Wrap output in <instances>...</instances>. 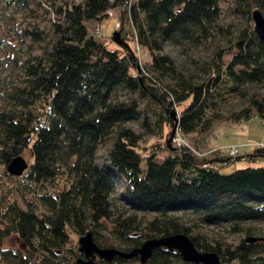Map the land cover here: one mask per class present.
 I'll use <instances>...</instances> for the list:
<instances>
[{"label":"trees","instance_id":"trees-1","mask_svg":"<svg viewBox=\"0 0 264 264\" xmlns=\"http://www.w3.org/2000/svg\"><path fill=\"white\" fill-rule=\"evenodd\" d=\"M1 2L13 37L0 34L10 70L0 77V264H76L83 256L72 236L87 233L126 253L185 235L221 264H264V242L232 245L203 232L252 236L243 226L264 224V148L221 159L258 164L223 174L207 157L168 147L173 131L201 137L207 151L220 123L264 124V44L250 26L236 30L222 17L228 3L253 21L264 0ZM116 11L127 46L112 40L110 50L88 25ZM38 16L46 27L31 21ZM167 44L204 47L208 59L187 70L163 54ZM156 138L164 143L147 153ZM23 155L28 169L10 176ZM11 237L20 249L4 246ZM148 264L186 263L161 248Z\"/></svg>","mask_w":264,"mask_h":264},{"label":"rangeland","instance_id":"rangeland-1","mask_svg":"<svg viewBox=\"0 0 264 264\" xmlns=\"http://www.w3.org/2000/svg\"><path fill=\"white\" fill-rule=\"evenodd\" d=\"M2 6L3 3L0 0V9L2 8ZM228 6H229L228 3L222 6L224 7L222 17L225 25H230L232 26V28L234 29L236 28V30L239 29L240 27H242V29H245L247 26L248 27L250 26L254 30L253 21H248L246 17L234 16L231 12H229L230 9L228 8ZM42 7L47 9L46 5H42ZM108 15H109L108 18L104 19L103 21L97 22L96 24L93 23L94 25L93 24L88 25V30H89V35L92 36L97 42L106 45L108 49L113 50L117 48V46L112 42V37L114 34H120L121 16H120V11L110 12L108 13ZM18 19L22 20V16H19ZM43 20L44 19L42 16H38L37 18L31 19L33 23L37 22L41 27H46L45 21ZM9 23H12V21L9 22V17L5 16L4 20L0 18V34L2 33L1 37H3V35L4 36L8 35L10 38L13 37V33L10 32V28L12 24L9 25ZM27 23L28 22L24 21V23L21 24L20 28L21 29L26 28ZM219 40H222V38ZM205 49L204 47H198V49L185 48V47L182 48L167 44L164 45L163 54L173 59V61L178 66L180 67L182 66L187 70L193 71L195 68H197V66L201 67L208 59V55ZM146 53L147 52H143V51H138L137 53V57L140 59L143 66L147 65L149 60V55ZM2 58H3L2 52H0V77L5 78L9 75L10 70L9 67L6 66L5 62L1 60ZM132 126L134 129L139 130V127L136 124ZM165 132L168 133L167 130ZM175 135H179V134L176 132L174 133V136ZM174 136L171 141L170 147L175 148L178 151L180 149H187L193 155L199 158L207 157L209 161H213L215 166H219V164H222L223 165L222 169L221 168L220 169H221V173L223 174H229L236 169H242L249 166L258 165V164H249L244 161H233V160L228 162V164L222 163V160H224L226 157L231 159H236L238 157H244L245 155L252 153L255 148H259V147L264 148V124L257 117H253L247 123L243 122L239 124H228L226 122V123L218 124L215 128V133L213 136L214 138L210 142L211 144L209 145V147H206V149H208L207 151H204L205 148H201L198 146L201 137H197V136L184 137L181 135L179 136V140H181V143L180 141L175 143L173 141ZM175 138L177 139L176 136ZM162 143H164V141H160L157 138L147 142V147H149L146 148L147 153L151 154L157 152L154 149L158 146H161ZM233 148L238 149L239 156L236 157L231 156V150ZM23 159L26 161V163L30 162L28 155H23ZM243 228H246L248 230L250 229L252 231V236H247L245 232L231 235L222 229H204L203 232L211 236L213 239L220 240L223 242L225 241L226 243L232 245L238 244L241 240H246V241L251 240V243L264 242V240H262L264 239V224L250 223L244 225ZM72 239H73V243L77 245L76 249L78 250L79 238L72 236ZM4 246L8 249L9 248L20 249L22 247V244L18 237H11L8 240H6ZM117 246L118 244H115V249H117L116 248ZM137 261L138 260L132 263L122 261L123 263L121 264H140L139 261L138 262ZM98 262L99 264L102 263L100 261Z\"/></svg>","mask_w":264,"mask_h":264},{"label":"water","instance_id":"water-1","mask_svg":"<svg viewBox=\"0 0 264 264\" xmlns=\"http://www.w3.org/2000/svg\"><path fill=\"white\" fill-rule=\"evenodd\" d=\"M254 32L258 39L264 44V16L259 10L252 13ZM112 40L117 45H125L121 40L120 34H114ZM127 46V44H126ZM174 117V116H173ZM174 136V131L168 140V147ZM28 169V164L23 158H16L7 167V173L12 177H21ZM248 244L251 240L247 241ZM78 253L83 256L76 260V264H107L115 263L117 259L123 262H130L139 259L140 264H147L154 251L161 248L170 253H178L182 261L186 264H221L220 257L216 253H202L198 251L193 242L185 235H175L160 239H151L144 242L140 248L129 253L117 249H103L96 245L91 233H87L78 240Z\"/></svg>","mask_w":264,"mask_h":264},{"label":"built area","instance_id":"built-area-1","mask_svg":"<svg viewBox=\"0 0 264 264\" xmlns=\"http://www.w3.org/2000/svg\"><path fill=\"white\" fill-rule=\"evenodd\" d=\"M176 137H177V139L176 138H174V142L175 143H177L178 141H180V143H181V140H179V135H176ZM262 148V147H261ZM231 156L232 157H236V156H238V150L236 149V148H233L232 150H231Z\"/></svg>","mask_w":264,"mask_h":264},{"label":"bare ground","instance_id":"bare-ground-1","mask_svg":"<svg viewBox=\"0 0 264 264\" xmlns=\"http://www.w3.org/2000/svg\"><path fill=\"white\" fill-rule=\"evenodd\" d=\"M136 260H138V261H139V259H138V258H137V259H133V260H131V261H136ZM138 261H137V262H138Z\"/></svg>","mask_w":264,"mask_h":264},{"label":"crops","instance_id":"crops-1","mask_svg":"<svg viewBox=\"0 0 264 264\" xmlns=\"http://www.w3.org/2000/svg\"><path fill=\"white\" fill-rule=\"evenodd\" d=\"M217 162H220V161H217ZM223 165L222 164H219V167H222Z\"/></svg>","mask_w":264,"mask_h":264}]
</instances>
